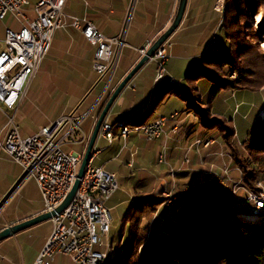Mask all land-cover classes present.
<instances>
[{"label": "crops", "instance_id": "obj_1", "mask_svg": "<svg viewBox=\"0 0 264 264\" xmlns=\"http://www.w3.org/2000/svg\"><path fill=\"white\" fill-rule=\"evenodd\" d=\"M178 2L179 0H66L63 8L64 14L87 17L97 30L108 37L123 33L124 43L117 66L111 75L108 74L101 77L94 72L92 69L94 47L87 42L79 30L72 28L69 22L66 23L64 21V26L53 32L46 55L32 78L28 81L25 92L12 110L11 115L15 117L20 110L27 91L35 80L43 61L54 51L55 47V55L50 54L51 60L49 62H51V66L55 67L59 63H63L62 68L68 72L66 86L69 90L77 88L80 92L81 100L69 110L57 112L33 134L38 133L45 126L53 125L60 118L68 117V121L58 133L57 139L60 136L58 139L60 140L64 132L69 130L75 123H79V130L73 133L74 138L78 142L71 143L69 140H65L62 143V148L65 151H77L83 154L96 121L100 104L106 100L107 94L113 92L119 82L141 58L143 54L138 49L146 45L150 46L168 27L176 13ZM214 2L215 0H187L182 20L169 37L172 46L169 49V59L166 65L167 75L163 80L160 79L155 82L154 62L149 60L144 63L121 90L106 115V120L112 125L119 120L132 121L139 115L142 116L155 98L157 89L163 82L170 80L175 85V89L163 97L153 112L145 115L147 122H151L159 115L168 116L173 112H177L174 119H170L165 123L164 134L159 138L148 141L140 133L132 131L124 140L120 136V129L115 127L110 143L99 137L93 147L95 150L93 164L114 172L117 182L120 179V181L130 184V193L128 191V193L124 194V202L127 204V202L138 196L133 195V192L141 193L140 195H153L151 191L154 193L156 190L152 186L156 180V169L160 168L159 166H165L158 162L157 157L163 145H165L167 161L175 169L174 171L177 172V180L179 182L182 181L183 186V189H180V194L182 193L183 196L180 197L178 193L179 202L170 207V209L179 211L176 217L171 219L172 222L177 223H181L183 219V212L181 213V211L187 206L186 189L201 190L209 185H218V182L224 183L225 187L221 186L223 189L228 188L229 190L230 186V184L226 183L224 178L226 174L222 171L227 161V152L221 145V136L214 131L206 130L201 125L198 116L187 107V103L183 100V96L189 95L186 91L187 89L180 87L178 85L180 80L177 81L170 75V63L173 59L180 60L177 67L179 72L183 73V76L199 62L205 51L210 32L212 28L217 26ZM56 37H58V40H56ZM197 85L200 90H208V88L209 92L214 90V85L204 79H200ZM181 86L184 85L181 84ZM222 91L224 90L220 92ZM238 92L240 90L231 94ZM200 100L203 105L206 103L204 97L200 98ZM211 107L213 108V105ZM212 112L224 116V112L220 109L219 111L212 109ZM1 113L4 115L3 112ZM5 123L6 121L0 126V142L4 136ZM196 139H203L202 141L211 139L213 143L208 147H203L202 145H195L194 147L193 142ZM198 147H200L198 149L199 152L197 151ZM0 150L2 149L0 148ZM184 158H187L188 161L182 163ZM202 158H204L203 161H201ZM230 174L231 178L237 176L234 170ZM24 180L25 178L21 175L14 188L10 192L8 191L9 193L0 195L2 212L6 209L9 199L17 188L23 187ZM37 190L38 199L36 201L31 200V207L21 213L6 215L1 218L0 230L43 212V202L38 187ZM115 193L109 199L107 205ZM165 207L169 206L165 204ZM109 208L111 209V207ZM167 219L169 218H164L163 220L165 226L163 225L162 230H165L164 228L169 223ZM47 222L51 224L50 231L39 236L32 245L34 255L28 264H34L52 231L53 224L51 219L39 222L1 240L0 264H19V256L23 260V255L21 252L19 255L14 249L12 240L25 237V234L30 235L32 231L39 229L41 225H44L43 223ZM51 264L76 263L67 256H56Z\"/></svg>", "mask_w": 264, "mask_h": 264}, {"label": "built area", "instance_id": "obj_2", "mask_svg": "<svg viewBox=\"0 0 264 264\" xmlns=\"http://www.w3.org/2000/svg\"><path fill=\"white\" fill-rule=\"evenodd\" d=\"M65 3L66 0H35V17L29 19L21 13V8L29 5L30 0H0V20L7 14H12L21 24L18 30L6 28L4 38L0 39V111L7 118L0 148L21 167L24 178L32 176L35 179L43 202V212L54 210L74 183L83 154L65 151L62 143L65 140L78 142L73 133L79 130V123L64 132L60 140L57 135L68 117L43 127L38 133L22 137L13 115L9 112L22 98L28 81L50 47L53 32L64 26V18L70 19L71 27L79 30L94 47L92 69L101 77L113 74L124 43L123 33L108 37L97 30L87 17L64 14ZM215 10L219 11L218 0ZM166 44L167 40L149 59L156 64L155 82L165 77ZM147 48L148 45L140 47L138 51L144 54ZM176 115L177 112L168 116L159 115L155 120L142 125L141 131L125 128V139L132 131L140 133L148 141L159 138L164 134L165 123ZM108 126L109 122L105 118L97 138L102 137L107 142L112 139ZM211 142H198L196 139L193 146L206 147ZM94 156L95 150L85 166L72 200L61 212L51 217L52 231L34 264H51L56 256H67L76 264H103L105 261V248L109 242L112 220L107 202L118 190V182L114 172L93 164ZM157 160L171 169L165 145ZM187 161L184 158L182 163ZM224 172L228 173V170ZM94 187H101L100 195H93ZM244 191L245 208L263 205L264 209V192L251 188Z\"/></svg>", "mask_w": 264, "mask_h": 264}, {"label": "trees", "instance_id": "obj_3", "mask_svg": "<svg viewBox=\"0 0 264 264\" xmlns=\"http://www.w3.org/2000/svg\"><path fill=\"white\" fill-rule=\"evenodd\" d=\"M240 1L226 0L225 15L232 14L233 18L240 9ZM245 2L249 8L254 5V0ZM229 37L228 49L210 48L199 63L185 73L184 81L192 89L195 90L198 80L207 79L214 85L213 98L221 90L259 89L264 86L263 62L250 58L254 53L250 45L236 46L232 36ZM231 72L236 77H230ZM174 89L175 85L170 80L163 82L142 116L125 121V125L146 123L145 115L153 112L163 97ZM110 95L107 94L106 100L100 104L97 117ZM183 100L204 128L220 131L234 165L241 170L243 184L255 189L257 179L264 176V120L254 122V130L243 141L246 155H241L233 141V126L224 118L212 115L210 103L200 107L198 94L183 96ZM186 197L187 206L181 223L172 224L171 220L163 232L151 237L149 222L154 220L166 198L138 195L127 202L116 247L112 255H108V264H264V219H251L246 211L240 210L244 208L235 205L233 195L219 185H209L200 192L188 191ZM112 241L110 238L108 250L112 248ZM144 242L147 244L141 252L139 247Z\"/></svg>", "mask_w": 264, "mask_h": 264}, {"label": "rangeland", "instance_id": "obj_4", "mask_svg": "<svg viewBox=\"0 0 264 264\" xmlns=\"http://www.w3.org/2000/svg\"><path fill=\"white\" fill-rule=\"evenodd\" d=\"M225 2L226 0H221V2H219L218 0L219 11L215 10L216 0L214 2V10L217 16V26L212 28L210 32V35L206 42L204 53L212 47L216 49H228L231 42L229 37L230 35L235 40L234 43L236 44V46H240L241 44L250 45V48L253 50L252 52H254L250 56V58L263 62L264 64V31H262V27L264 26V3L261 0H254L253 7L249 8L245 0H241L239 7L240 9H238V11L233 14L232 18V14H228L227 16L225 15ZM34 3L35 0H30L29 5L21 8V13L27 16L29 19H33L35 17V12L33 10ZM64 21L66 23H70V19L68 18H64ZM6 27H9L13 30H18L21 27V24L14 15L7 14L3 20H0V39L4 38ZM56 40H58V37H56ZM171 46L172 42L168 38L166 44L167 60L165 63V76L167 75L166 65L169 59V49L171 48ZM55 51L56 48L54 47V51L50 54L55 55ZM204 53L202 54V56L204 55ZM50 54L47 56V59L43 61L35 80L27 91L26 97L22 105L20 106V110L14 117V121L18 126L19 134L22 137L33 134L42 124L49 121L54 115H56L57 112L66 109L69 110L71 107H73V105L77 104L81 100L80 92L77 88H72L69 90L66 86L68 72L65 71L64 68H62L63 63H59L56 67L51 66L52 64H50L51 62H49V60H51ZM178 62H180L179 59H173L171 61L170 75L173 76L177 81L180 80L178 81V85L182 88H186V91L189 93V95L198 94L199 98L204 97L206 99V103L204 105L202 103L199 104L200 107H205L210 103V107L211 105H213V108H211L214 111H219L220 109L224 112V116H222L213 113L212 109H210L212 115H217L221 118H224L229 122L231 126H233L235 132L233 140L234 144L238 148L241 155H246L243 141H245L249 134L254 130V122L257 120H264V86L259 89L244 88L224 90L217 94L215 97L211 98V91L213 90H210V92L209 88L208 90H200L197 85V82L199 80L195 84V90L192 89L193 87L191 88V86L184 81L183 73L179 72V69L177 67ZM230 77H236V75L231 72ZM180 82L185 87L181 86ZM207 82L210 81L207 80ZM238 90H240V92L231 94L232 92ZM11 113L12 111H10V114ZM229 118L232 120H230ZM6 120V116L2 115L0 111V126ZM211 131H214L221 136V133L218 129ZM202 140L201 142H205ZM220 140L221 145L224 147V150H226L225 152H227V161L223 166L222 171L224 174H226L224 177L226 179V183L230 184L229 190L228 188L224 190H226V192H230L233 195L235 205L237 207H240V205L237 204L240 203V200L242 201L243 197L245 196L244 189L249 187L243 184L241 170L234 165L233 160L230 156V152L223 142L222 136ZM212 143L213 141L210 144ZM210 144L208 146H210ZM198 149H200V147L197 148V151L199 152ZM203 159L204 158H202L201 161H203ZM159 167L160 168L156 169L155 183L152 184L153 189L156 190L154 191V193L153 191H151V193L153 195L166 198V201L160 207V210L157 212L154 220H150L149 222L150 237L155 233L163 232V225L165 226V222L163 221L164 218H169L168 222H170L172 218L176 217L179 211H176V209H170V207L173 204L179 202L178 193L180 194V189H183L182 181L179 182L177 180V172L174 171L175 169H173L172 167L170 169V167L167 165ZM226 169L228 170V173L224 172V170ZM233 170L237 173V176L235 178H231L230 173L231 171L233 172ZM21 175H23L21 167L4 151L0 150V195L2 193L3 195L9 193L14 188L17 180ZM258 181L264 182V176L259 177L256 183ZM118 184L119 190L115 193L113 198L108 203V206L111 207L110 212L112 216L109 239L113 238V241L112 248L110 250L105 248V251L107 252V258L103 264H108V255H112L115 250L121 226V218L126 206L124 202V194L128 193V191L130 193L131 191V188H129L130 184H128L127 182L124 183L120 181V179H118ZM218 185L225 187L223 182H218ZM186 190L187 192L191 191L190 188ZM134 194L140 195L141 193L133 192V195ZM176 196L177 198H175ZM182 196L183 195L181 193L180 197ZM37 199L38 190L36 181L32 176H27L24 180L23 187L17 188V190L9 199L4 212H2L0 207V221H2L1 218L3 216L15 215L27 210L29 207H31L32 201H36ZM117 203L120 204L116 205ZM165 204H167L169 207H165ZM240 210L246 211L248 215H250L251 219H264V214L252 215L246 209ZM182 212L183 211H181V213ZM171 223L177 224V222ZM43 224L44 225H41L39 229L32 231L30 235L25 234V237H20L12 240L14 249L17 251V253H19V255L20 252L23 255V260L21 259V256H19V264H28L32 260L34 255V249L32 246L33 243L39 238V236H42L43 234L50 231L51 224L49 222ZM166 233L169 234L170 232L167 231ZM146 244L144 242V244L139 247V251L142 252Z\"/></svg>", "mask_w": 264, "mask_h": 264}, {"label": "water", "instance_id": "obj_5", "mask_svg": "<svg viewBox=\"0 0 264 264\" xmlns=\"http://www.w3.org/2000/svg\"><path fill=\"white\" fill-rule=\"evenodd\" d=\"M187 0H179L178 6L176 9V13L171 21V23L168 25V27L152 42L150 46H148L145 53L141 56V58L136 62V64L130 69V71L124 76V78L119 82V84L116 86V88L111 93L110 97L106 101L104 107L102 108L101 112L99 113L92 132L90 134V137L88 139L86 148L83 152L78 171L76 174V178L74 180V183L64 198V200L55 207L54 210L50 212H42L36 216H33L29 219H26L24 221L18 222L16 224H12L9 226L4 227L0 230V241L14 235L16 232L21 231L23 229H26L32 225H35L39 222L51 219V217L55 213L61 212L72 200V198L75 195V192L79 186L80 179L83 176L85 166L88 163V160L91 157L92 152L94 151L93 147L95 144V141L97 139V135L101 126V123L106 118V115L111 108L113 102L121 92V90L125 87V85L128 83V81L132 78V76L144 65V63L148 62L150 57L153 56L155 51L158 49L159 46H161L169 37L170 35L176 30V28L179 26L182 17L184 15L185 9H186Z\"/></svg>", "mask_w": 264, "mask_h": 264}, {"label": "bare ground", "instance_id": "obj_6", "mask_svg": "<svg viewBox=\"0 0 264 264\" xmlns=\"http://www.w3.org/2000/svg\"><path fill=\"white\" fill-rule=\"evenodd\" d=\"M219 2H221V0H219ZM144 124L137 125V126H126L125 121H118L113 125L109 124L108 133L113 138V129L115 127H118L120 129L121 138L125 140V133H124L125 128H134V131H141L142 125H144ZM111 140L112 139H108V143H110ZM198 142H201V140H198ZM255 189L257 192H264V182L258 181L256 183ZM100 194H101V187H94L93 188V195H100ZM237 205H240V208H244V209L248 210L252 215L264 214L263 205H256V207H250L249 209H247V208H245L246 207V200L245 199H242V201L240 200V203H238ZM109 247L110 246L107 242L106 248L108 249ZM106 258H107V252L105 251V260H106Z\"/></svg>", "mask_w": 264, "mask_h": 264}]
</instances>
